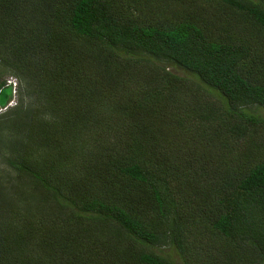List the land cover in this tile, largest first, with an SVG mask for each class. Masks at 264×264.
Returning <instances> with one entry per match:
<instances>
[{
  "label": "trees",
  "instance_id": "obj_1",
  "mask_svg": "<svg viewBox=\"0 0 264 264\" xmlns=\"http://www.w3.org/2000/svg\"><path fill=\"white\" fill-rule=\"evenodd\" d=\"M0 70V264H264V0H0Z\"/></svg>",
  "mask_w": 264,
  "mask_h": 264
},
{
  "label": "rangeland",
  "instance_id": "obj_2",
  "mask_svg": "<svg viewBox=\"0 0 264 264\" xmlns=\"http://www.w3.org/2000/svg\"><path fill=\"white\" fill-rule=\"evenodd\" d=\"M164 66L167 67L170 72H172L174 74H177L178 76H181V77L187 78V79H190L191 78V75H189L187 72H185L183 70H180V69H178L176 67H173L171 65H168V64H164ZM1 72L2 71L0 70V81L1 82H4V87H6L8 85L9 86L10 85L13 86V88H14V96H13V99L6 98V100H7V106L4 109H1V107H0V115L5 114L8 110H10L11 108H13V107H15L17 105V103H18V100H17L18 99V95H17L18 93L17 92L19 91L17 79L15 77L9 75L8 73L2 72L3 73L2 74ZM31 100H32V98H29L28 102L31 101ZM34 101H35V99L32 100V102H34ZM258 115L264 117V110H259L258 111ZM112 121L113 122L117 121V118L116 117H113L112 118ZM259 137L264 139V133L263 132H260L259 135L256 136L255 140H258L259 141ZM245 143H246L245 141L244 142H239V144L237 145V147L239 149L240 148H244L243 146H244ZM5 146H6V144L0 143V165L2 164L3 156L7 152V149L5 148ZM1 169L5 170V166H2ZM8 173H9V171H8ZM9 176H10L9 181L13 184L14 183L13 180H12L13 178H11V177H14V174L12 172H10L9 173ZM29 190H30V188H29ZM173 260L177 264H180V261L178 260V258L176 256L173 257Z\"/></svg>",
  "mask_w": 264,
  "mask_h": 264
},
{
  "label": "water",
  "instance_id": "obj_3",
  "mask_svg": "<svg viewBox=\"0 0 264 264\" xmlns=\"http://www.w3.org/2000/svg\"><path fill=\"white\" fill-rule=\"evenodd\" d=\"M13 96H14V88L12 85H10V86L8 85L0 91V107H1V109H4L7 106L6 98L13 99Z\"/></svg>",
  "mask_w": 264,
  "mask_h": 264
}]
</instances>
